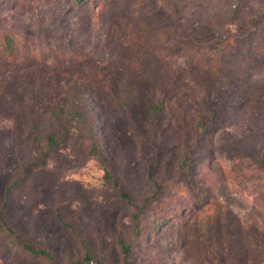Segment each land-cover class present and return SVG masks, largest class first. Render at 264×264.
I'll return each instance as SVG.
<instances>
[{
  "label": "rangeland",
  "instance_id": "rangeland-1",
  "mask_svg": "<svg viewBox=\"0 0 264 264\" xmlns=\"http://www.w3.org/2000/svg\"><path fill=\"white\" fill-rule=\"evenodd\" d=\"M194 1L0 0V29L22 37L12 59L0 51V264H49L4 224L59 264L86 250L120 264L122 238L130 264H264V90L194 63L224 47L231 66L246 41L264 46V0L233 21L223 0ZM38 47L54 57L27 61ZM33 132L64 139L6 206L38 153ZM156 183L136 238L132 213Z\"/></svg>",
  "mask_w": 264,
  "mask_h": 264
},
{
  "label": "trees",
  "instance_id": "trees-1",
  "mask_svg": "<svg viewBox=\"0 0 264 264\" xmlns=\"http://www.w3.org/2000/svg\"><path fill=\"white\" fill-rule=\"evenodd\" d=\"M225 3V8L228 15L231 17L230 20L236 17L238 11L241 12L244 6V2L247 0H223ZM196 2V0L194 1ZM198 2V1H197ZM199 3V2H198ZM186 3H181V5L171 10V14H176L180 9L185 7ZM201 5V4H199ZM22 37L16 32L8 28L0 29V51L4 54L7 58L12 59L15 55V48L19 43H21ZM230 41L232 45L233 41ZM264 41V40H263ZM260 43L259 41H257ZM255 43H248L247 41L244 43V50L241 56L243 58H239L235 63L231 66L225 64V62H229V59L233 58L231 54H229L223 47L220 48L217 56L211 59L208 62H204L200 58H196L194 63L198 66L208 67L212 74H218L219 72L224 69L228 72L230 78L234 81V83L239 84H248L253 88H258L260 90H264V46H260ZM255 48L253 49V46ZM223 51L220 53V51ZM257 50L259 53L257 54ZM53 50L51 48H42L38 47V49H33L30 51V55L27 58V61H30L32 58L34 59H41L47 60L53 58ZM32 57V58H31ZM208 63V64H207ZM60 110L62 111V115L67 113L66 107H61ZM75 117L73 116V119ZM64 137L58 132H51L45 137L42 134L37 132L32 133V141L35 145V148L38 150V153L29 161H27L21 167L19 174L16 178L12 181V183L7 187V198L5 205L7 206L12 193L19 188L23 182L28 178L31 171L36 168L38 165L43 163L50 155V153L56 149L61 142L63 141ZM89 140H90V151L91 155L96 158L103 166L106 171L105 176L111 178V173L109 172V164L107 157L105 156V151L102 148V142L98 138L97 131L91 130L89 133ZM187 161V160H186ZM260 165L262 169H264V160L260 159ZM192 169V164L190 161V170ZM156 191L152 197L146 199L141 206H138L136 211L132 213V223L134 228V236L137 238L138 236L142 235L143 231V224H142V215L144 209L148 203L156 199L163 188V185L156 183ZM197 183L193 180H190V196L195 199V194L198 192L197 190ZM200 192L199 195L203 194ZM121 197L125 199L127 202H130V196L126 192H121ZM200 199V198H199ZM6 231L10 234V236L14 239V242L19 245L20 247L27 250L29 253L40 256L46 259L49 264H59L55 256L51 253L50 250L38 247L33 244L30 240L21 237L17 234L11 227L4 224ZM72 228L71 226H69ZM120 248L122 253V261L120 264H130L131 261V254L133 249V244L126 239H120ZM83 260L72 261L67 264H86L87 262H91L92 264H105L101 261L95 260L91 253L86 250L84 254Z\"/></svg>",
  "mask_w": 264,
  "mask_h": 264
}]
</instances>
